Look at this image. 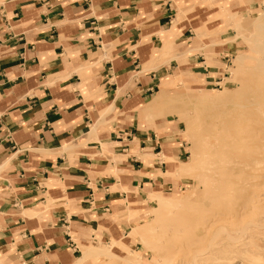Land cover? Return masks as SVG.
Wrapping results in <instances>:
<instances>
[{"label": "crops", "instance_id": "0c3cea01", "mask_svg": "<svg viewBox=\"0 0 264 264\" xmlns=\"http://www.w3.org/2000/svg\"><path fill=\"white\" fill-rule=\"evenodd\" d=\"M258 5L0 0V264H73L91 241L125 243L123 216L179 188L185 163L151 100L218 85L237 48L229 16Z\"/></svg>", "mask_w": 264, "mask_h": 264}, {"label": "rangeland", "instance_id": "374dc122", "mask_svg": "<svg viewBox=\"0 0 264 264\" xmlns=\"http://www.w3.org/2000/svg\"><path fill=\"white\" fill-rule=\"evenodd\" d=\"M244 1L249 2L251 0H244ZM263 10H264V0H259V5L253 11L249 13H243L240 15L235 14V15L229 16V20L227 21L226 25L227 27H230L232 29V32L229 31L230 33H228V35L230 36L228 39L236 43L237 48L234 51V53L229 57V61L227 62L224 68L225 74L222 75L220 79V83L218 85L216 86L200 85V84L195 85V84H190V83L184 84L180 82L181 84L172 85L171 87H169L168 89L164 91L165 96L163 95V98L158 102L159 106L155 108V115L162 117L163 120H169V123H173L175 121V125H177L180 139H182L186 143L185 148L187 152L183 158V161L185 163H189L191 161H194L195 157L197 156L198 161L196 159L195 162H197L198 165L195 164L194 166L193 165L194 162H193L190 165L189 170L184 171L182 169L180 170L178 174H176L175 180L179 181V184H178L180 186L179 188L176 187L175 189L170 190V191L164 190V191L157 193V195H151L150 197H148V201H147L148 203H147V206L143 214H140L138 216L137 214L134 215L130 213V214H127L126 216H123L122 218L123 221L131 222L130 231L127 234L128 238L123 240L125 241V243H122V241H119V242H110V244H106V243L101 244L96 241H91L90 245L83 247L82 253L84 252V250L89 249V248H94V247L96 248V251H98L94 254V256L98 255V257H93V259L91 260V264H264V220H262L264 219L263 212H262L263 215L261 214V212L259 214V211L256 212V208L252 209L251 213L248 212L249 214L256 212L259 214V216L262 215L261 217L258 216L259 218H257L258 214H255V213H254L255 215L252 214L254 216V218L252 217L253 220H251L252 215L250 216L248 213H246L247 216H245L246 214L242 215L245 217L250 216L248 217L250 221L249 220L247 221L245 217H243L242 219V217L236 213L235 214L225 213V214H220L219 216H217L218 214L216 213L213 214L209 210V207H208L209 202L207 201L208 199H205L207 197H204L206 196V194H204L203 196V191L208 190V188L205 186L210 187L209 184L211 182H214V183H211L212 184L211 190H212L214 188L212 186H214L215 183L223 182L221 180H224L225 177H223L222 174L226 175L230 169L231 170L229 173L233 175H230L228 173L230 177L231 176L232 177L230 178L228 175L227 179L225 178L224 181H227V180L234 181L236 178L235 175L237 173L236 169L239 170V167H241V164L245 161H248L249 156L251 155L250 151L247 150L243 144H239V145L231 144V141L228 140V142L224 143L223 145L222 144L223 142L219 141L216 144L212 140L213 145H209L208 143H205L207 141L205 138H207V135L209 134V132L212 131L211 133H213L214 130L215 131L222 130L220 131L221 133H219V131L218 132L214 131V133L218 134V136L219 134L222 136L224 127L226 125H231V123H233L232 121L234 120L236 116H238V114H240L243 111H247L246 109H249L252 106H255V103H252L254 102L253 101L254 94L257 91L264 90V85H263L264 84V72H263L264 71L263 70L264 68V54H263L264 44H261L262 50L259 48L260 47L259 44L256 45L258 41L260 43H264V13H263L264 11ZM239 62H245L244 64H242L243 70L245 71L244 79H239L237 77L238 73L241 71L240 67H236V65ZM247 71L249 72V74ZM253 73L255 74L254 76H253ZM253 77L257 78V83H256V78L253 79ZM227 81H230L231 83H227ZM240 84L242 88L239 87ZM221 87L227 88L228 91L230 92L232 91L231 93L229 92L230 94L227 93V95L223 96L222 97L223 100L219 99L218 101H215V102H211V101L205 102V101H201L200 98L198 99L197 97L196 98L192 97L193 95L200 96L202 93L206 91L211 92L213 89L221 88ZM233 87L237 91L232 89ZM245 87H248V88L251 87V88H249V91H247L248 90L247 88L246 90L247 92L241 93V89H244ZM251 89L253 91H251ZM166 94H168L167 95L168 97L166 96ZM228 98L230 100H227ZM209 102L210 104L214 103V105L213 104L209 105ZM213 106L215 108H213ZM209 107L210 108L212 107V108L210 109ZM205 108L208 110V114H205L207 113ZM229 110H230V114L228 113ZM216 114H219V115H216ZM219 116L220 118H217ZM262 116H264V114L260 115L259 119L261 121H264V117ZM171 119H172V122H170ZM192 124L195 128L191 127ZM209 124H211L210 125L211 127H209ZM196 125H198V127ZM216 127L217 128L219 127V128L217 129ZM189 137L191 138L193 137V138L192 139L190 138L191 140H189ZM201 138L204 141L200 140ZM205 145L208 146L207 148L209 150L208 149L206 150ZM214 145L215 146L217 145V146L215 147ZM225 145L226 147H222ZM213 146L215 148H213ZM201 147H203L202 150H201ZM204 148L206 151L210 152V155L207 154V152L205 153V150H203ZM215 150H217V152H220L221 154L219 153L220 155L216 156L217 152H215ZM203 153H205V155H203ZM225 153L228 158L225 157L226 156ZM194 154L195 155L197 154V155L195 156ZM213 154H215V156H213ZM220 156H223L226 159ZM206 157H208L209 159H211L212 157V159H214V162H217L220 159H222L221 160L222 162L220 161L218 162L220 163V165H218V163L211 164L213 162L212 159L208 160V158ZM203 159H205L206 162ZM223 159L226 161L227 159H229L230 163L228 164V161H227V164H224L225 162H223ZM199 160L201 162L204 161L205 163L204 162L201 163L199 162ZM206 163H209V164H206ZM201 164H203L204 167L201 168V166H199ZM204 164L208 166L210 171H207L208 169ZM211 165L214 167L216 166L215 167L216 169L214 167L212 168ZM218 166H220L221 168L224 167L222 168V170L224 171L220 170L221 168ZM226 166L227 168L230 167L229 169L226 168L228 171L225 169ZM233 167L235 169H233ZM216 170H218L220 173L222 172L221 177H220L219 172ZM225 170L227 171L226 174H225ZM215 172L216 173L218 172L217 176ZM211 174L213 178L210 177ZM198 176H200L201 180H203V181L199 180L200 184L197 183ZM202 177L203 178L208 177V178L203 179ZM207 179L208 180L210 179L211 182H208V185H204L208 181ZM208 191H210V188ZM210 192L209 193L206 192L208 198H209L208 194H210ZM201 194H202V197H201ZM157 196L164 197V198H172V199H175L178 203L174 204L173 207H169L166 209L161 208L158 204V201L156 200ZM196 204H199V205L201 204L203 207H200L199 205H198L199 207H196L197 206ZM196 208H199V209L205 208L204 210L205 211L207 210L208 212L202 211L203 209L196 210ZM197 211H202L201 212L202 214L201 213L198 214ZM204 212L207 214L209 213L211 215L206 214L209 217H205V216H203L204 218L202 217L203 219H201L200 222L204 221L205 218L206 219L204 222L205 224L202 222V224L204 225L201 226L200 225L201 223L199 222L200 219H198V217L201 218L200 214L204 215L203 214ZM197 214L199 215L198 217L196 216ZM231 214L232 216L233 215L236 216V218L238 217L237 222H236V224L238 225H235V223L231 224L232 222L236 221V219L234 221H231L235 218V217L231 218L230 216ZM194 215L196 216L198 221L195 220L196 218ZM223 216H226V218H224ZM228 216L230 217L227 218ZM193 217L195 219H193ZM230 218L231 220L228 222ZM239 218L244 220L243 222L245 224ZM218 219L220 221H218ZM221 219L222 220L226 219L225 221L228 222V224L226 222H223L224 220L222 221ZM258 219L259 221L256 222V220ZM189 220H190V223L187 222ZM182 221H184L183 223L185 224H183ZM239 221L240 223H238ZM248 222H249V225H248ZM241 223H243L242 225H244L245 229L243 228V226H241ZM250 223L253 225H251ZM178 228H183L184 230L185 228H187L186 231L188 230L187 231L188 233L194 231L195 228L196 229L198 228L199 231L201 232V235L199 236L200 239L199 238L192 239L191 237L188 238L187 236L186 238H188L189 240L192 239L193 242H191L192 240L189 241L186 238H182L179 241L177 240V242L175 241L174 243H172V245H169L168 248L170 249L163 247L157 250L153 247V242L156 239V237L157 236L160 237L161 234L166 229L169 230L168 232H171L172 230H175ZM239 230H241L242 233ZM144 239H146L147 242H145ZM92 243H96V244H92ZM163 251H164V254H163ZM99 255H102V256H99ZM226 257L229 259V261L226 260ZM224 261L225 262L227 261V262L225 263Z\"/></svg>", "mask_w": 264, "mask_h": 264}, {"label": "bare ground", "instance_id": "6f19581e", "mask_svg": "<svg viewBox=\"0 0 264 264\" xmlns=\"http://www.w3.org/2000/svg\"><path fill=\"white\" fill-rule=\"evenodd\" d=\"M264 11V10H263ZM264 13V12H263ZM263 42V41H262ZM259 44V48L261 49V44H264V43H260L259 41L256 43V45H258ZM263 47V46H262ZM262 50V49H261ZM264 52V51H263ZM264 54V53H263ZM245 62H239L237 65H236V67H240V69H241V71L238 73V78L239 79H244L245 78V71L243 70V66H242V64H244ZM246 64H248V63H246ZM248 66V65H247ZM234 68H235V66H234ZM248 69V68H247ZM261 70H262V68H261ZM263 70H264V68H263ZM236 72H237V70H236ZM248 72V71H247ZM246 72V73H247ZM259 72V71H258ZM264 72V71H263ZM248 74H249V72H248ZM255 74L253 73V76H254ZM234 76V75H233ZM251 76H252V74H251ZM230 77V76H229ZM232 77V76H231ZM235 78V77H234ZM249 78V77H248ZM248 78H246V79H248ZM256 78V77H255ZM254 77H253V79H255ZM237 79V78H236ZM250 79V78H249ZM245 81V80H244ZM261 81H263V80H261ZM227 83H231L230 81H227ZM248 83V82H247ZM256 83H257V78H256ZM260 83V82H259ZM258 83V84H259ZM236 84V83H235ZM238 84V83H237ZM251 85V84H250ZM249 85V86H250ZM264 85V84H263ZM263 85H261V86H263ZM246 86V85H245ZM257 86V85H256ZM239 87L240 88H242V86H241V84L239 85ZM238 87V88H239ZM258 87V86H257ZM246 88V89H245ZM244 89H241V93H245V92H247V91H249V88H251V87H245ZM247 88H248V90H247ZM232 89H234L235 91H237L234 87L232 88ZM232 89H230V90H232ZM262 89V88H261ZM233 90V91H234ZM247 90V91H246ZM259 90V89H258ZM164 89L162 88L161 89V91L156 95V97L153 99V100H151L152 102L150 103V105H149V107H148V109L149 110H154V108H156L157 106H159V101L163 98V95H164ZM228 89L227 88H225V87H221V88H216V89H213L211 92H209V91H206V92H204V93H202L200 96H196V95H193L192 97H194V98H200V100L201 101H205V102H207V101H211V102H215V101H218L219 99H221V100H223L222 99V97L223 96H225V95H227V93H229L230 91H228ZM251 91H253L252 89H251ZM255 91H257V90H255ZM232 92V91H231ZM230 92V93H231ZM239 92V91H238ZM187 93V92H186ZM229 93V94H230ZM234 93V92H233ZM173 94H175V93H173ZM190 94V93H189ZM168 94H166V96H167ZM165 96V95H164ZM175 96H177V95H175ZM179 96V95H178ZM181 96V95H180ZM182 96H183V94H182ZM230 96V95H229ZM168 97V96H167ZM185 97V96H184ZM239 97V96H238ZM252 98H253V96H252ZM227 100H230L229 98L227 99ZM169 101V100H168ZM189 101V100H188ZM253 101L254 102H252V103H255V106H252V107H250L249 109H246L247 111H243V112H241L240 114H238V116H236L235 118H234V120L232 121L233 123H231V125H226L225 127H224V129H223V133H222V136L219 134V136H218V134H216V133H214V131H213V133H211V132H209V134L207 135V138H205L207 141L205 142V143H208L209 145H213V143H212V140L214 141V143H218L219 141L220 142H223L222 144L224 145V143H227L228 142V140H230L231 141V144H243L244 145V147L247 149V150H249L250 151V156H249V159H248V161H245V162H243L242 164H241V167H239V170L238 169H236L237 170V173H236V178H235V180L234 181H232V180H227V181H224L225 180V178L227 179V177H228V175L230 174V175H233V174H231V173H229L230 172V170L228 171L227 169H229V168H227V166L225 167V169L228 171V173L226 174V170H225V174L227 175H224V174H222V172L220 173L218 170H216V171H218L219 172V174H220V177H221V174L223 175V177H225L224 178V180H221V181H223V182H220V183H215L214 184V186H212V187H214L212 190H211V183H214V182H211V180L210 179H212L213 177H212V174L210 175V177H212V178H210L207 182H206V180H205V182L207 183H205L204 185H208V182H211L209 185H210V187H208V186H205V187H207L208 188V190H209V188H210V191H208V190H204L203 191V196H204V194H206V196H204V197H207V198H205V199H208L207 201L209 202H207L208 204H209V210L211 211V213H213V214H218L217 216H219L220 214H225V213H233V214H239L241 217H242V219H243V217H245V216H247V214L246 213H248V212H252V209H255L256 208V212L257 211H259V214H260V212H261V214H262V212H263V214H264V121H261L260 119H259V117H260V115H262V114H264V90L262 91V90H260V91H257L255 94H254V98H253ZM150 102V101H149ZM187 102V101H186ZM230 102V101H229ZM248 102V101H247ZM162 103V102H161ZM225 103V102H224ZM194 104V103H193ZM214 105V103H211L210 104V102H209V105ZM223 104V103H222ZM221 104V105H222ZM161 105V104H160ZM208 105V104H207ZM216 105H217V103H216ZM215 105V106H216ZM219 105V104H218ZM244 105V104H243ZM248 105V104H247ZM173 106V105H172ZM223 106V105H222ZM245 106V105H244ZM203 107V106H202ZM234 107V106H233ZM210 108V107H209ZM212 108V107H211ZM210 108V109H211ZM213 108H215L214 106H213ZM206 109V108H205ZM237 109H239V108H237ZM242 109V108H241ZM234 110V109H233ZM144 111V110H143ZM206 111H207V113H205V114H208V110L206 109ZM221 111V110H220ZM150 112V111H149ZM204 112V111H203ZM146 113V112H145ZM214 113V112H213ZM228 113L230 114V110L228 111ZM216 115H219V114H216ZM215 115V116H216ZM179 116V115H178ZM262 117H264V116H262ZM180 118V117H179ZM216 118V117H215ZM217 118H220V116L219 117H217ZM231 119V118H230ZM213 120V119H212ZM191 121V120H190ZM170 122H172V119H171V121ZM192 122V121H191ZM193 123V122H192ZM216 123V122H215ZM188 124V123H187ZM191 124V123H190ZM196 124H198V123H196ZM211 124H209V127H211L210 126ZM197 127H198V125H196ZM200 126V125H199ZM192 128H195L194 126H193V124H192V126H191ZM221 127V126H220ZM208 128V127H207ZM206 128V129H207ZM217 128V127H216ZM219 128V127H218ZM217 128V129H218ZM215 129V128H214ZM221 129V128H220ZM191 130V129H190ZM197 131H198V129H197ZM219 131V133H221L220 131H222V130H218ZM218 131H215V132H218ZM183 132V131H182ZM207 132H208V130H207ZM188 136H190V135H188ZM191 137H189V140H191L190 139ZM228 138V139H227ZM200 140H203L202 138L200 139ZM211 140V141H210ZM204 141V140H203ZM204 144V143H203ZM207 144V145H208ZM208 145V146H209ZM228 145V144H227ZM206 146V145H205ZM208 146H206L205 148H206V150L208 149L207 147ZM215 146V145H214ZM213 146V148H215ZM204 147V146H203ZM203 147H201V150H202V148ZM210 147V146H209ZM222 147H226V145L225 146H222ZM205 148L203 149V150H205ZM211 148H212V146H211ZM230 148V147H229ZM228 148V149H229ZM239 148V147H238ZM237 148V149H238ZM205 150V153L207 152V154H209L210 155V152L209 151H206ZM209 150V149H208ZM221 150H222V148H221ZM221 150H219V151H221ZM223 150H225V149H223ZM240 150V149H239ZM215 152H217V150H215ZM224 152V151H223ZM205 153H203V155H205ZM220 152H217L216 154V156H219L220 154H219ZM195 155V154H194ZM197 155V154H196ZM195 155V156H196ZM212 155V154H211ZM225 155H226V153H225ZM213 156H215V154H213ZM220 157H223V156H220ZM225 157H227V155L225 156ZM206 158H208V157H206ZM205 158V159H206ZM224 158V157H223ZM228 158V157H227ZM229 158H230V156H229ZM197 159V156L195 157V160ZM200 159V158H199ZM205 159H203L205 162H206V160ZM211 159H212V157H211ZM211 159H209L208 158V160H211ZM215 159H217V158H215ZM224 159H226V158H224ZM223 159V162H225L224 164H227V161H228V164L230 163L229 162V159H227V161L226 160H224ZM195 160L194 161H191V162H189V163H184V164H182V166H181V168H180V170H184V171H187V170H189L190 169V165L194 162V166H195V164H197L198 165V163L197 162H195ZM202 160V161H203ZM208 160H207V162H208ZM219 160V159H218ZM222 159H220L219 161L220 162H222L221 161ZM197 161H198V159H197ZM203 161V162H204ZM213 161V162H212ZM212 163L211 164H215V163H218L219 161H217V162H214V159H212ZM244 161V160H243ZM199 162H201L200 160H199ZM203 162H201V163H203ZM204 162V163H205ZM209 163H210V161H209ZM209 163H206V164H209ZM241 163V162H240ZM223 164V163H222ZM221 164V165H222ZM223 164V165H224ZM205 165V164H204ZM218 165H220V163H218ZM238 165V164H237ZM243 165V166H242ZM199 166H201V168L202 167H204L203 166V164H201V165H199ZM206 166V165H205ZM212 166V165H211ZM207 167V171H210L209 170V168H208V166H206ZM205 167V168H206ZM214 166H212V168H213ZM216 167V166H215ZM214 167V168H215ZM218 167H220V166H218ZM193 168H195V167H193ZM221 168V167H220ZM219 168V169H220ZM222 168H224V167H222ZM222 168L220 169V170H222ZM232 168V167H231ZM216 169V168H215ZM218 169V168H217ZM233 169H235L234 167H233ZM222 171H224V170H222ZM212 172H213V170H212ZM217 172V173H218ZM236 172V171H235ZM234 172V173H235ZM216 173V172H215ZM217 173H216V176H217ZM224 173V172H223ZM193 175H195V174H193ZM209 175V174H208ZM230 175H229V177H230ZM205 176H206V174H205ZM219 176V175H218ZM234 176V177H235ZM195 177V176H194ZM232 177V176H231ZM230 177V178H231ZM203 178V177H202ZM206 178H208V177H204L203 179H206ZM230 178H228V179H230ZM198 182L197 183H199L200 184V182H199V180H201V178H200V176H198ZM233 179V178H232ZM218 180V179H217ZM201 181H203V180H201ZM202 183V182H201ZM204 183V182H203ZM198 185V184H197ZM203 185V184H202ZM202 187H204V186H202ZM205 192V193H204ZM206 192H210V194H208L209 195V198H208V196H207V193ZM212 194V195H211ZM199 195V194H198ZM211 195V196H210ZM201 197H202V194H201ZM156 200L158 201V204H159V206L161 207V208H169V207H173L174 206V204H176V203H178L175 199H172V198H164V197H160V196H157L156 197ZM202 200H203V198H202ZM205 201V200H204ZM204 203V202H203ZM203 203H201V204H203ZM199 205V204H196L197 206L196 207H203L202 205ZM207 204V205H208ZM199 205V206H198ZM156 206V205H155ZM154 206V207H155ZM195 206V205H194ZM193 206V207H194ZM195 208V207H194ZM194 208H193V210H194ZM197 209H199V208H196V210ZM203 209V208H202ZM202 209H199V210H202ZM205 209V208H204ZM202 210V211H205V210ZM191 210V209H190ZM195 210V211H196ZM202 211H197L198 212V214L199 213H201ZM207 211V210H206ZM205 211V212H206ZM193 212V211H192ZM203 213L204 215H201L200 214V216H201V218H199L198 216V214L196 215L197 217H198V219H200L199 220V222L201 221V219H203L204 217L203 216H205V217H209V216H207L208 214L207 213ZM208 212V211H207ZM256 212H254L255 214H258V213H256ZM254 213H252L253 215H255ZM195 214V213H194ZM207 214V215H206ZM243 214H246L245 216H242ZM249 214V213H248ZM252 214H249L250 216L252 215ZM259 214L257 215V218H259V217H261V216H259ZM209 215H211V214H209ZM238 215V216H239ZM251 216V220H253L252 219V217L254 218V216ZM191 216H192V214H191ZM195 216V215H194ZM196 216H195V218H196ZM214 216V215H213ZM231 216V218H234L233 220H231V218L228 220V222L231 220V221H234L235 219H236V221H234V222H232L231 224H233V223H235V225H238V224H236V222H237V218H236V216H232V214L230 215ZM230 216H228L227 218H229ZM250 216H248V217H250ZM259 216V217H258ZM188 217H190V216H188ZM203 217V218H202ZM212 217V216H211ZM215 217V216H214ZM222 217V216H221ZM224 218H226V216H223ZM248 217H245L246 219H247V221L249 220L250 221V219H248ZM256 217V216H255ZM194 217H193V219H195ZM217 218V217H216ZM244 218V219H245ZM188 219V218H187ZM206 219V218H205ZM205 219H204V221H202L203 223L205 222ZM208 219V218H207ZM239 219H241V218H239ZM241 219V220H242ZM183 220V219H182ZM196 221H198L197 220V218L195 219ZM217 220V219H216ZM222 220V219H221ZM224 220V219H223ZM222 220V221H223ZM226 220V219H225ZM223 221V222H226V221ZM261 220V219H260ZM262 220H264V219H262ZM210 221V220H209ZM212 221H214V220H212ZM218 221H220L219 219H218ZM217 221V222H218ZM244 220H242V222H243ZM257 221H259V219L258 220H256V222ZM184 221H182V223H183ZM187 222H189L190 223V220L189 221H187ZM198 222V223H199ZM202 222H200L201 224V226L202 225H204V224H202ZM211 222V221H210ZM228 222H226L227 224H228ZM253 222H255V221H253ZM188 223V224H189ZM206 223H207V221H206ZM219 223V222H218ZM238 223H240V221L238 222ZM244 223V222H243ZM243 223H241V226H243V228H244V225H242ZM183 224H185V223H183ZM194 224H196V223H194ZM209 224V223H208ZM215 224V223H214ZM245 224V223H244ZM251 224V223H250ZM248 225H249V222H248ZM251 225H253V224H251ZM152 226V225H151ZM182 226V225H181ZM188 226H190V225H188ZM195 226V225H194ZM240 226V227H241ZM262 226V225H261ZM183 227V226H182ZM209 227V226H208ZM238 227V226H237ZM259 227V226H258ZM192 228H194V227H192ZM239 228V227H238ZM242 228V229H243ZM186 229L187 228H185V230L183 229V228H178V229H175V230H172L171 232H168L169 230H165L162 234H161V236L160 237H156V239L154 240V242H153V247L155 248V249H160V248H163V247H166V248H168L169 247V245H172V243H174L175 241L177 242V240L179 241L180 239H182V238H186L187 236H188V238H192V239H197V238H199V236L201 235V232L199 231V229L197 228H195L194 229V231H192V232H190V233H188L187 231H186ZM188 229H189V227H188ZM241 229V228H240ZM245 229V228H244ZM203 230V229H202ZM206 230V229H205ZM204 230V231H205ZM203 231V232H204ZM207 231V230H206ZM239 231H241V230H239ZM205 233V232H204ZM240 233V232H239ZM241 233H242V231H241ZM203 235V234H202ZM156 236V235H155ZM204 237V236H203ZM153 238V237H152ZM151 238V239H152ZM188 238H186L187 240H189ZM150 239V240H151ZM191 239V240H192ZM200 239V238H199ZM145 240V242H147V240L146 239H144ZM143 240V241H144ZM191 240H189V241H191ZM194 241H196V240H194ZM199 241V240H198ZM220 241V240H219ZM237 241V240H236ZM191 242H193V240L191 241ZM144 243V242H143ZM229 243H230V241H229ZM232 244V243H231ZM225 245V244H224ZM227 247V246H226ZM168 249H170V248H168ZM216 249V248H215ZM166 250V249H165ZM228 250V249H227ZM167 251V250H166ZM171 251V250H170ZM170 251H168V252H170ZM211 251V250H210ZM215 251V250H214ZM223 251H224V249H223ZM96 252H98V251H96V248L94 247V248H89V249H86V250H84V252L82 253V255L80 256V257H78L76 260H75V262H74V264H89L88 263V260L91 258V257H93L94 256V254L96 253ZM162 252V251H161ZM212 252V251H211ZM215 253V252H214ZM99 254V253H98ZM163 254H164V251H163ZM166 254V253H165ZM166 257H167V255H166ZM226 260L227 261H229V259L226 257ZM226 261V262H227ZM214 262V261H213ZM225 262V261H224ZM225 262V263H226ZM228 263H230V262H228Z\"/></svg>", "mask_w": 264, "mask_h": 264}]
</instances>
